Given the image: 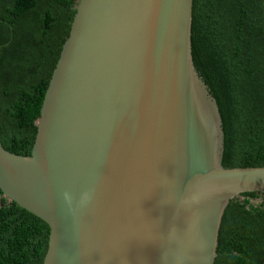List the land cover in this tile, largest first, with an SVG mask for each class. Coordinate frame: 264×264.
<instances>
[{
    "label": "water",
    "instance_id": "1",
    "mask_svg": "<svg viewBox=\"0 0 264 264\" xmlns=\"http://www.w3.org/2000/svg\"><path fill=\"white\" fill-rule=\"evenodd\" d=\"M193 7L79 0L30 156L0 124V188L50 226L44 264H215L230 202L264 195V166H223Z\"/></svg>",
    "mask_w": 264,
    "mask_h": 264
},
{
    "label": "trees",
    "instance_id": "2",
    "mask_svg": "<svg viewBox=\"0 0 264 264\" xmlns=\"http://www.w3.org/2000/svg\"><path fill=\"white\" fill-rule=\"evenodd\" d=\"M79 0H0L3 146L30 156ZM192 55L223 122V166H264V0H194ZM226 209L215 264H264V198ZM50 226L0 188V264H44Z\"/></svg>",
    "mask_w": 264,
    "mask_h": 264
},
{
    "label": "clouds",
    "instance_id": "3",
    "mask_svg": "<svg viewBox=\"0 0 264 264\" xmlns=\"http://www.w3.org/2000/svg\"><path fill=\"white\" fill-rule=\"evenodd\" d=\"M86 199H87V195H86V197H85Z\"/></svg>",
    "mask_w": 264,
    "mask_h": 264
}]
</instances>
